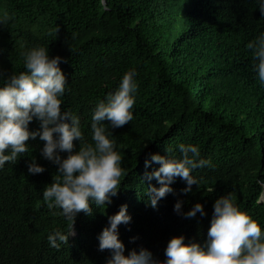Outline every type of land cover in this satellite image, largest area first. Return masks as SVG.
Segmentation results:
<instances>
[{"label":"trees","instance_id":"1","mask_svg":"<svg viewBox=\"0 0 264 264\" xmlns=\"http://www.w3.org/2000/svg\"><path fill=\"white\" fill-rule=\"evenodd\" d=\"M4 11L13 18L0 26V71H23L20 53L36 44L63 57L62 108L80 116L89 141L92 110L127 70L136 69L139 89L134 119L112 129L127 170L119 193L106 207L93 206V215L79 213L75 235L59 250L47 236L55 228L67 231V222L42 197L58 167L41 155L45 142L30 138L28 152L0 170V264H107L111 251L99 250L98 235L121 205L131 216L119 226L124 254L143 247L160 261L174 236L203 243L215 200L229 192L264 225V201L256 203V180L264 178V85L247 47L264 32L257 0H0ZM29 128L37 130L39 121ZM180 143L198 145L215 167L197 169L199 186L187 194L181 192L186 182L176 178L174 192L154 209L145 193L160 185L144 176L160 165L146 169L145 159L166 155V148L180 155ZM32 157L43 173L28 172ZM178 199L184 212L199 202L207 215H178Z\"/></svg>","mask_w":264,"mask_h":264},{"label":"clouds","instance_id":"2","mask_svg":"<svg viewBox=\"0 0 264 264\" xmlns=\"http://www.w3.org/2000/svg\"><path fill=\"white\" fill-rule=\"evenodd\" d=\"M103 3V0H101ZM258 9L264 14V0H257ZM13 18L4 11L0 14V26H6ZM58 32V26L50 30ZM248 49L254 54V71L264 85V32L249 42ZM23 71L7 74L0 71V170L6 163L15 164L27 153L29 139L37 137L44 143L41 155L57 165L51 184L42 192L46 207L53 216H62L67 222V231L51 230L47 236L49 245L57 250L68 244L75 235L74 225L79 213L93 215V206L101 209L112 203L118 195L122 178L127 170L122 167L123 156L118 149L112 129L123 127L134 119V105L139 89L137 71L127 70L118 87L109 92L92 110L91 139L86 138L79 115L62 108L67 91V78L60 64L64 59L50 56L49 47L36 44L20 53ZM39 121L37 130H30L33 121ZM108 121L109 123H105ZM74 141L79 142L78 150ZM180 155L166 148V155L149 154L145 159L147 169L151 162L160 167L145 172L144 178L156 179L159 187L150 185L145 196L147 204L156 208L167 194L173 193L171 185L176 178L186 182L181 190L187 194L192 185L199 186L193 175L197 169L214 168L211 157L203 158L198 145L180 143ZM61 153H66L62 157ZM46 169L32 157L28 163L30 174H41ZM256 184L260 191L256 203L264 201V178ZM183 200L174 204V212L184 218L207 215L202 203H195L187 212L183 211ZM214 211L203 243H185V236L171 238L165 249L167 259L160 261L146 248L133 249L126 256L125 245L119 238V226L128 224L131 216L127 205L108 217V226L98 235L99 250H110L107 264H264V225L237 202L229 192L214 202ZM135 239V238H133Z\"/></svg>","mask_w":264,"mask_h":264}]
</instances>
